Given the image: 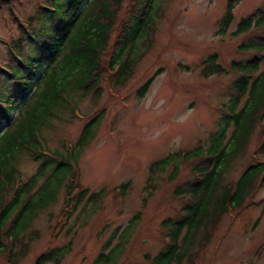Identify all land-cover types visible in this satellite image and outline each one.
<instances>
[{
	"label": "rangeland",
	"instance_id": "1",
	"mask_svg": "<svg viewBox=\"0 0 264 264\" xmlns=\"http://www.w3.org/2000/svg\"><path fill=\"white\" fill-rule=\"evenodd\" d=\"M133 1L121 2L119 20ZM227 1L156 0L152 38L137 41L131 72L119 83L113 81V69L106 68L114 37L113 29L110 31L108 45L100 54L103 69L97 97L93 99L91 92L83 96L72 92L79 113L68 116L67 111H60L59 118L53 116L41 130L48 147L62 151L61 143L75 142L84 122L103 109L92 138L79 148L76 160L79 183L90 191L101 189L102 197L95 203L82 201L67 218L64 214L58 220L64 179L55 200L32 220L29 231H35L36 236L15 264H32L39 252L53 246L67 248L57 262L41 264H93L101 251L107 253L113 248L116 252L109 264H153L151 257L165 246L162 221L176 217L185 200L173 189L189 178V159L171 160L153 171L150 164L167 154L174 159L178 150L206 148L225 126V111L231 103L229 85L238 75L229 63L245 62L251 56L238 44L261 29L254 23L259 12L264 13V0H233L236 2L231 20L224 32H219ZM84 4L81 0H0V66L10 54L7 42L18 36L26 40L11 6L25 28L28 22L29 30L32 28V41L23 43L24 53L30 54L35 44L48 42L71 17L75 22L79 20ZM248 16L250 28L234 34L238 21ZM74 24H69L67 34ZM211 53H215V61L224 71L204 75L203 61ZM56 56L50 59V69ZM116 67L117 63L112 68ZM263 67L264 56L258 71ZM151 75L148 88L139 95L141 83ZM38 76L39 73L33 75V82ZM0 86L15 92L16 87L1 72ZM247 97L248 94L240 97L234 111L243 106ZM14 114L11 111L13 118ZM228 123L223 143L230 139L233 125ZM7 124L3 121L0 131ZM260 131V123H255L244 148L228 164L224 181L235 180L249 162L258 158L264 161L263 153L254 155L262 137ZM14 164L25 179L39 163L22 152ZM125 181L129 185L118 193L116 186ZM107 240L109 244L105 245ZM186 262L184 259L181 264ZM0 264H6L5 252L0 253ZM189 264H264V181L253 188L241 206L221 215Z\"/></svg>",
	"mask_w": 264,
	"mask_h": 264
},
{
	"label": "trees",
	"instance_id": "2",
	"mask_svg": "<svg viewBox=\"0 0 264 264\" xmlns=\"http://www.w3.org/2000/svg\"><path fill=\"white\" fill-rule=\"evenodd\" d=\"M82 1L85 4L79 20L75 22L71 17L48 42L39 41L38 45L35 44L30 54L24 53L23 43L32 41V28L29 30L28 21L27 29L25 23L19 21L23 27L21 35H26L27 42L22 40V36L11 39L7 43L10 52L8 60L0 66L1 76L16 87L15 92H9L0 86L2 123L9 119L15 101L23 98L32 83L33 75L57 54L55 64L45 73L32 96L25 100L20 115L0 132V253L5 252L6 264H15L28 247L29 241L36 236L35 231H29L31 222L38 212L55 200L56 190L64 179L63 199L56 215L58 220L64 214L67 218L82 201L87 204L101 199V189L90 191L76 180V160L79 148L92 138L103 109L84 122L75 142L61 143L62 151L48 147L41 130L50 123L53 116L58 117L60 111H67L68 116L74 115L78 109L76 101L72 99V92L79 96L91 92L93 99L97 97L103 69L100 54L108 45L112 29L114 37L110 41L112 48H108L106 68L113 69L115 83L130 74L136 59L137 41L152 38L153 16L158 11L155 9L156 0H134L121 20L117 13L123 0ZM234 2H226L219 32H224L228 26ZM10 8L18 20L14 8ZM71 23L75 24L67 34ZM250 23L249 16L241 18L233 33L248 30ZM254 25L261 29L238 44L242 51L251 53V56L245 62L232 60L229 63L238 75L229 85L231 103L228 112H225V126L214 134L206 148L197 146L191 150H179L174 154V159L172 154H167L150 165L153 171L156 168L162 169L171 160L176 162L178 158L181 161L189 159V178L177 183L173 189L174 194L184 196L185 200L180 204L176 217L163 219L165 246L151 257L153 264H181L184 259L189 264L191 256L206 241L221 215L241 206L253 188L264 181V162L259 160L249 162L235 180H223L228 164L244 148L255 123H260L262 137L254 154H264V67L258 71L259 62L264 56V13L257 16ZM33 53L39 56L35 57ZM215 58V53H211L203 61L202 74L224 71V67ZM116 63V69L112 68ZM153 76L141 83L139 95L146 91ZM244 94H248V97L243 106L234 111V105ZM230 121L233 125L230 139L223 143ZM22 152L39 163L36 170L25 179L14 164L15 157ZM175 170L176 166L172 172ZM128 185L129 181L118 185L119 193H123ZM108 244L107 240L105 245ZM65 248H46L36 256L32 264L48 260L57 262ZM114 251V248L107 253L101 251L93 264L98 261L109 264L114 260Z\"/></svg>",
	"mask_w": 264,
	"mask_h": 264
}]
</instances>
